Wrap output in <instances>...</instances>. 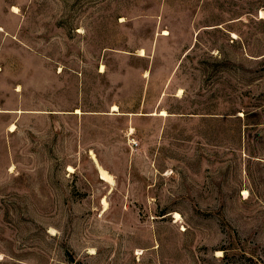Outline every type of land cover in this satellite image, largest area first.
Returning a JSON list of instances; mask_svg holds the SVG:
<instances>
[{"label":"rangeland","instance_id":"1","mask_svg":"<svg viewBox=\"0 0 264 264\" xmlns=\"http://www.w3.org/2000/svg\"><path fill=\"white\" fill-rule=\"evenodd\" d=\"M0 28V264H264V0H0Z\"/></svg>","mask_w":264,"mask_h":264},{"label":"bare ground","instance_id":"2","mask_svg":"<svg viewBox=\"0 0 264 264\" xmlns=\"http://www.w3.org/2000/svg\"><path fill=\"white\" fill-rule=\"evenodd\" d=\"M15 10L16 11H18V9L15 7ZM1 29V28H0ZM2 30V29H1ZM165 34H167V33H165ZM118 109V106H114V109L113 110H117ZM2 110L0 109V112H1ZM77 112H81V111H77ZM161 115L162 116H166L167 115V112L166 111H163L162 113H161ZM15 125H13L12 126V128H11V130H15ZM94 157V162L96 163V167H97V170H98V173H99V176H100V178L102 179V180H104L106 183H109V184H111V185H114V183H115V181H114V177L112 176V174H110L108 171H106L104 168H102L99 164L100 163H98V161H97V159L95 158V156H93ZM103 203H104V208L105 209H107V207H108V204H107V201L104 199L103 200ZM175 219H176V221H180V219H181V215L179 214V213H175Z\"/></svg>","mask_w":264,"mask_h":264}]
</instances>
